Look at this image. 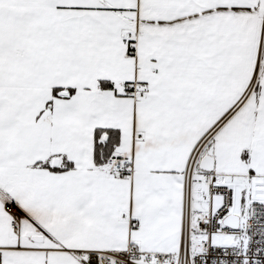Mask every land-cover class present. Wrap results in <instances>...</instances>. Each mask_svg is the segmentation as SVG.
<instances>
[{
	"label": "snow or ice",
	"instance_id": "snow-or-ice-1",
	"mask_svg": "<svg viewBox=\"0 0 264 264\" xmlns=\"http://www.w3.org/2000/svg\"><path fill=\"white\" fill-rule=\"evenodd\" d=\"M0 264H264V0H0Z\"/></svg>",
	"mask_w": 264,
	"mask_h": 264
}]
</instances>
